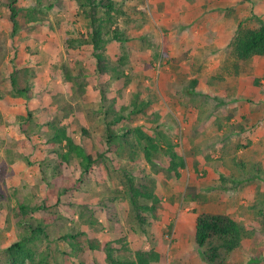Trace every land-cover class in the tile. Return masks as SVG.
Masks as SVG:
<instances>
[{
  "label": "rangeland",
  "instance_id": "obj_1",
  "mask_svg": "<svg viewBox=\"0 0 264 264\" xmlns=\"http://www.w3.org/2000/svg\"><path fill=\"white\" fill-rule=\"evenodd\" d=\"M115 1L139 23L131 28L128 42L108 43L107 52L114 59L126 52L129 57L122 64L128 82L113 80V87L119 88L108 91L106 104L113 100L117 108L128 105L138 93L147 104L134 123L157 125L177 143L186 166L179 177L168 176L166 154L155 153L149 162L140 153L134 168L155 179L163 205L156 218L148 216L143 228L129 222L126 207L114 200L117 219L102 221L106 226L101 239L124 235L127 248L121 252L135 257L136 250H153L157 257L149 255L151 264H209L195 241L196 216L226 212L245 233L242 245L224 264H264V56L240 62L235 73L229 53L239 22L253 27L258 16L264 20V0ZM7 2L0 0V191L6 199V209L0 210V255L1 247L22 230L17 200L45 201L48 207L33 214L49 220V237L39 240L34 262L26 264H78L75 250L58 237L79 226L77 204L53 203L54 187L40 180L37 162L30 165L25 158L37 159L45 132L34 131L29 138L18 116L32 111L33 121L21 119L30 130L35 120L48 115L55 100L83 102L90 108L101 103L96 89L79 94L60 70L72 53L77 56L75 64L90 71L95 67L86 45L67 46V37L84 30L85 19L76 0H18L20 28L12 34ZM31 7L37 11L36 20L28 18ZM13 69L28 76L29 98L12 93ZM88 110L85 106L76 111L79 119L92 129L95 124L103 126L98 109L89 114ZM239 122L253 126L240 131ZM245 137L252 142H245ZM222 173L227 174L224 180ZM188 185L195 186L196 197H191ZM111 186L100 168L69 194L73 199H93ZM96 256L105 264L103 251Z\"/></svg>",
  "mask_w": 264,
  "mask_h": 264
},
{
  "label": "trees",
  "instance_id": "obj_2",
  "mask_svg": "<svg viewBox=\"0 0 264 264\" xmlns=\"http://www.w3.org/2000/svg\"><path fill=\"white\" fill-rule=\"evenodd\" d=\"M76 2L85 19L84 30L78 31L75 37H67V46L77 49L86 45L95 67L90 71L83 65L75 64L77 56L72 53L69 64L60 66L61 75L64 80L71 81L70 86L81 95L88 93L89 88L100 93L101 103L94 107L102 116L103 126L95 124L92 129L76 114V111L85 106L89 108L88 114L92 113L95 108H90L91 104L84 106L83 102L72 103L61 99L53 102L47 116L34 121V128L31 126L30 130H26L21 119L34 120L32 111L27 109L26 115L18 116L23 131L30 138L32 132L44 130L46 137L44 142L38 143L41 147L37 159L27 155L25 158L30 165L37 162L40 180L54 187V204L64 207L77 204L79 226L62 232L58 237L64 238L75 250L78 264H85L86 260L101 264L96 256L98 251H103L105 264H151L149 255L157 257L153 250H136L135 257H131L129 253L121 252V249L127 248L124 235L105 240L101 239V235L106 224L117 219L114 200L126 207L129 222H135L143 228L148 216L156 218L163 205V194L157 188L155 179L141 169L134 168V162L140 153L149 162L155 153L166 154L169 160L165 171L168 176L174 177L180 176L181 170L186 166V159L177 143L167 138L157 125L134 123L137 114L144 112L147 104L142 98L139 100L138 93L128 105L121 104L117 108L113 100L106 104V100L110 98L108 91L119 88L113 87L112 81L118 83L124 78L125 83L128 82V73L122 68V64L129 57L126 52L114 59L107 52L108 43L113 40L128 42L131 28L139 23L137 18L118 6L115 0ZM7 6L13 34L20 28L19 15L22 7L18 0H8ZM35 13L37 11L31 7L28 18L36 20ZM257 21L258 24L253 27H245L239 22L229 42L235 73L240 71V62L255 55L264 56V20L258 16ZM27 79L26 74L20 75L13 69L10 74L12 93L29 98L31 84ZM196 80L193 78V84ZM238 126L240 131H244L253 125L239 122ZM245 142H252V139L245 137ZM34 146L33 142L31 147ZM238 163L243 165L240 160ZM100 168L111 179L112 186L97 198L73 199L70 191L79 189L87 177ZM226 175L221 174L223 180L227 178ZM187 189L191 192V197H196L194 185H188ZM5 206V194L0 191L1 212L6 209ZM47 207L48 203L45 201L32 204L29 200H17L16 215L19 216L22 230L15 239L1 247L0 264H26L27 260L34 262L39 240L49 237V220L33 213ZM244 233L242 225L226 212H202L196 216L195 241L209 264H224L227 256L242 245ZM90 252L93 253L91 258Z\"/></svg>",
  "mask_w": 264,
  "mask_h": 264
}]
</instances>
